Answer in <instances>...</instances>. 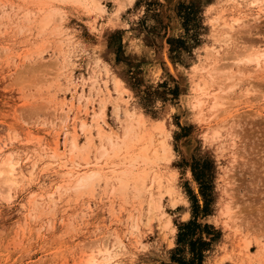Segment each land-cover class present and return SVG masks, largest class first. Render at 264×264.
Segmentation results:
<instances>
[{"label":"rangeland","instance_id":"obj_1","mask_svg":"<svg viewBox=\"0 0 264 264\" xmlns=\"http://www.w3.org/2000/svg\"><path fill=\"white\" fill-rule=\"evenodd\" d=\"M0 162V264H264V0H0Z\"/></svg>","mask_w":264,"mask_h":264},{"label":"bare ground","instance_id":"obj_2","mask_svg":"<svg viewBox=\"0 0 264 264\" xmlns=\"http://www.w3.org/2000/svg\"><path fill=\"white\" fill-rule=\"evenodd\" d=\"M167 63H168V62H167ZM168 65H169V64H168ZM168 67L172 70V68H171L170 65H169ZM172 71H173V70H172ZM172 71H171V72H172ZM117 84H118V83H115L116 86H117ZM116 86H115V87H116ZM116 89H117V88H116ZM204 94H205V93H204ZM216 102H217V101H216ZM116 109H117V108H116ZM117 113H118V112H116V114H117ZM131 116H132V115H131ZM139 116H140V115H139ZM139 118H140V117H139ZM137 119H138V116H137ZM124 129L126 130L127 127L124 128ZM127 130H128V129H127ZM107 141H108L109 144H110V143H113V142L111 141L110 138L107 139ZM3 160H4V159H3ZM3 160H2V162H3ZM7 160H8V159H7ZM5 161H6V159H5ZM7 162H8V161H7ZM0 163H1V162H0ZM1 164H2V163H1ZM5 165H7L6 162L3 163V166H5ZM7 166H8V165H7ZM7 166H6V167H7ZM13 166H14V165H13ZM0 167H2V166L0 165ZM6 167L3 168L2 170L0 169V171H1V175H2L3 172H4L5 175H7V173H12V168H13V167H12V168L10 167V169H8V168H6ZM13 169H14V168H13ZM2 176H3V175H2ZM0 177H1V176H0ZM3 177H4V176H3ZM3 177H2V178H3ZM7 178H8V177H7ZM7 178H4V180H5V179L7 180ZM14 178H15V177H14ZM14 178H13V179H14ZM79 178H80V177H79ZM91 178H93V174H92V175L90 174V175L87 176L85 179H84V178L82 179V177H81V178H80L81 180L79 179V182H78V183H80L81 185H85V184L88 182V180H91ZM9 180H10V178H9ZM14 180H16V179H14ZM8 182H9V181H8ZM10 183H11V181H10Z\"/></svg>","mask_w":264,"mask_h":264},{"label":"snow or ice","instance_id":"obj_3","mask_svg":"<svg viewBox=\"0 0 264 264\" xmlns=\"http://www.w3.org/2000/svg\"><path fill=\"white\" fill-rule=\"evenodd\" d=\"M100 10L103 11V6H102V5H101V9H100ZM112 15L115 16L116 13L113 12ZM92 31L95 33V32H96V29H93ZM115 39H116V41L119 40V35H118V34L116 35ZM99 43H100L101 45H103V43H104V38H103V37L101 38V40L99 41ZM109 50H111V49H109Z\"/></svg>","mask_w":264,"mask_h":264},{"label":"trees","instance_id":"obj_4","mask_svg":"<svg viewBox=\"0 0 264 264\" xmlns=\"http://www.w3.org/2000/svg\"><path fill=\"white\" fill-rule=\"evenodd\" d=\"M180 235V234H179ZM182 235V234H181ZM183 236V235H182ZM191 244H193V243H191ZM195 257L194 258H196V259H199L200 260V251H198V252H195Z\"/></svg>","mask_w":264,"mask_h":264}]
</instances>
